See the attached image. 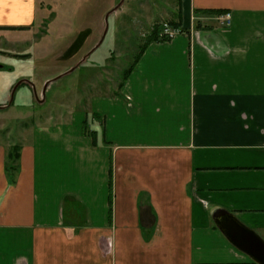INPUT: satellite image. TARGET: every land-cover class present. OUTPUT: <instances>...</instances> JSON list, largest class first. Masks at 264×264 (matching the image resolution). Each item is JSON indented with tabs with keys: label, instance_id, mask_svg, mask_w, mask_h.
I'll return each mask as SVG.
<instances>
[{
	"label": "crops",
	"instance_id": "crops-1",
	"mask_svg": "<svg viewBox=\"0 0 264 264\" xmlns=\"http://www.w3.org/2000/svg\"><path fill=\"white\" fill-rule=\"evenodd\" d=\"M178 2L117 94L0 142V264H260L223 229L264 243V0ZM36 17L0 0V34Z\"/></svg>",
	"mask_w": 264,
	"mask_h": 264
},
{
	"label": "rangeland",
	"instance_id": "rangeland-1",
	"mask_svg": "<svg viewBox=\"0 0 264 264\" xmlns=\"http://www.w3.org/2000/svg\"><path fill=\"white\" fill-rule=\"evenodd\" d=\"M178 12V0H37L29 31L0 34V142L14 145L32 126L86 111L93 96L117 94L148 33L179 32L170 25ZM89 122L88 131H101V120Z\"/></svg>",
	"mask_w": 264,
	"mask_h": 264
},
{
	"label": "water",
	"instance_id": "water-1",
	"mask_svg": "<svg viewBox=\"0 0 264 264\" xmlns=\"http://www.w3.org/2000/svg\"><path fill=\"white\" fill-rule=\"evenodd\" d=\"M110 12L105 16V22H107V18ZM73 71V69H72ZM60 78V77H58ZM56 78V79H58ZM54 79V80H56ZM23 81H19L12 89L11 93V100L13 98L15 90ZM52 81H47L44 84L43 93L46 87ZM35 99L38 101V98L35 94ZM41 102V101H38ZM4 107H0L2 109ZM226 237L228 240L240 251L248 254L249 256L253 257L256 261L260 264H264V243L251 231H248L241 225L237 224L236 222L232 221L226 224L223 229Z\"/></svg>",
	"mask_w": 264,
	"mask_h": 264
},
{
	"label": "trees",
	"instance_id": "trees-1",
	"mask_svg": "<svg viewBox=\"0 0 264 264\" xmlns=\"http://www.w3.org/2000/svg\"><path fill=\"white\" fill-rule=\"evenodd\" d=\"M202 14H212L210 12H206V11H202ZM171 27L173 30H177L179 29V32L178 33H181L182 31L180 30V11L178 12V23H176L175 25L173 23H170ZM197 28V26H196ZM2 30H8V31H26L28 30V27H5V28H2ZM171 37L169 35H165V34H162L160 31H158V29L156 28H153L149 33L148 35L146 36V39H145V43L144 45L142 46L141 50L139 51V54L137 55V57L135 58V61L133 63V65L131 66V68H129L123 75L122 77V83L124 82V80L129 76V74L134 70L136 64H137V61L139 60L140 56L142 55V53L144 52L145 48L152 44V43H165V42H168L170 41ZM122 83L120 84V86L122 85ZM92 117V119H99V117L97 115H88L86 120L84 121V124H83V134L86 135V136H90L92 137L93 139V143L96 144V137H95V133H96V129L93 128L91 131H88L87 130V127L89 126L88 124L91 125V123L89 122V117ZM88 119V120H87ZM110 199H111V196H110Z\"/></svg>",
	"mask_w": 264,
	"mask_h": 264
},
{
	"label": "built area",
	"instance_id": "built-area-1",
	"mask_svg": "<svg viewBox=\"0 0 264 264\" xmlns=\"http://www.w3.org/2000/svg\"><path fill=\"white\" fill-rule=\"evenodd\" d=\"M222 23H224L225 25L229 24V16L226 15L225 17H223V19H221ZM174 34H170L169 36L172 37Z\"/></svg>",
	"mask_w": 264,
	"mask_h": 264
}]
</instances>
